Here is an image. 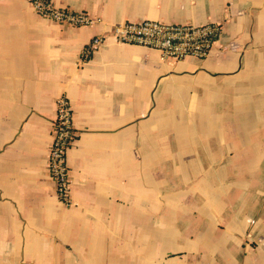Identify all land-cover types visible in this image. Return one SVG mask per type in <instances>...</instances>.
<instances>
[{
	"label": "crops",
	"instance_id": "0c3cea01",
	"mask_svg": "<svg viewBox=\"0 0 264 264\" xmlns=\"http://www.w3.org/2000/svg\"><path fill=\"white\" fill-rule=\"evenodd\" d=\"M51 1L101 21L0 0V264H264V0ZM143 19L222 32L163 60L111 33ZM61 95L70 206L49 170Z\"/></svg>",
	"mask_w": 264,
	"mask_h": 264
},
{
	"label": "built area",
	"instance_id": "2783aa9c",
	"mask_svg": "<svg viewBox=\"0 0 264 264\" xmlns=\"http://www.w3.org/2000/svg\"><path fill=\"white\" fill-rule=\"evenodd\" d=\"M33 10L53 21L72 25L88 26L98 21L85 11L56 6L51 0H29ZM222 32L220 22L205 24L170 23L153 19L127 21L113 27L111 33L120 42L133 43L157 49L163 60L203 59L209 56ZM103 40L93 38L85 48L90 54ZM73 107L66 95L56 100V116L53 120V140L49 150V170L55 183L57 195L67 206L73 204L71 178L67 153L76 132L73 122Z\"/></svg>",
	"mask_w": 264,
	"mask_h": 264
}]
</instances>
